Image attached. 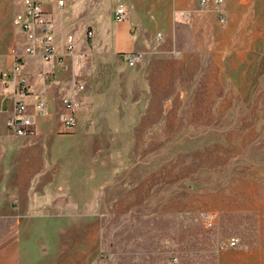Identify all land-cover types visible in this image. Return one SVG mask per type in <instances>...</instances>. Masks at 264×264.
<instances>
[{"label":"rangeland","instance_id":"374dc122","mask_svg":"<svg viewBox=\"0 0 264 264\" xmlns=\"http://www.w3.org/2000/svg\"><path fill=\"white\" fill-rule=\"evenodd\" d=\"M14 1L11 12L0 0V16L15 36ZM132 2L98 0L85 24L63 25L89 102L54 143L67 150L66 194L41 209L32 236L61 254L33 249L30 264H264V0L234 10L210 39L177 42L171 55L153 48L127 66L111 38L116 7L133 17ZM143 29L152 38L163 27L148 15ZM16 35L7 56L23 58ZM232 236L236 245L221 248Z\"/></svg>","mask_w":264,"mask_h":264},{"label":"crops","instance_id":"0c3cea01","mask_svg":"<svg viewBox=\"0 0 264 264\" xmlns=\"http://www.w3.org/2000/svg\"><path fill=\"white\" fill-rule=\"evenodd\" d=\"M255 1L223 0L221 10L225 18L231 21L234 10L243 12L245 7L252 6ZM64 2V6L59 7L55 6L53 0L44 1V8L49 13L53 14L55 7L58 9L57 15L53 17L57 48L55 61L43 62L38 57H29L24 53L22 56V75L27 77L29 84V92L24 101L27 113L33 118L34 131L31 135L16 136L7 127V120L14 113V92L18 80L13 78L7 86L0 82V264H30L33 249L36 255L47 258H57L61 254V248L59 253L56 251L58 249L56 243L48 248L43 239L36 238L33 244L32 236L38 227L41 228L43 218L40 214L41 209L43 207L48 209L47 202L57 205L61 199L58 196L66 194L64 193L66 180L62 181L61 177L70 165L65 163L67 150L63 147L57 148L54 143L59 139H68L66 133L62 131L59 112L62 98L70 93L72 73L77 72L74 71L75 66L71 67L70 59L64 55L63 25L68 26L69 22L85 24L89 9L98 8V0ZM14 4V0H3V9L9 5L12 12ZM131 6L135 14L133 17L132 14L127 17L124 15L121 21H116L113 13L115 23V34L113 39L111 38L113 51L123 56L135 51L147 52L146 56H151L148 51L153 48L171 55L174 54L172 47L176 49L177 42L180 44L184 40L193 41L201 36L203 39H210L217 28L222 30L221 24L225 22L218 19L219 24L215 20L214 13L217 15L218 13L211 4L208 9L201 10L199 0H133ZM20 10L21 0H17V9L8 17V25L12 29L14 27L16 33L21 35L23 50L24 35L14 25V18ZM2 12L0 41H4V46L7 47L6 49L4 46L0 47V70H8L12 66L13 58L7 56V50L18 41L16 33L15 36L13 33L9 34L1 26L5 16L3 10ZM184 13L187 15L186 19L183 17ZM148 15L160 22L163 27L155 31L152 38L143 29ZM131 24H135V27H130ZM150 32L153 35L154 30ZM158 32L162 34L159 40L156 37ZM22 50L18 51L22 53ZM144 57L145 53L143 59ZM62 58L64 62L59 63ZM77 78L81 80L78 73ZM84 92L85 89L80 94L81 106L77 112V122L83 116V108L89 102ZM38 100L45 103V111L42 113L35 110ZM66 191L69 194V189ZM76 226L75 232L78 233V224ZM36 264H42L41 260Z\"/></svg>","mask_w":264,"mask_h":264},{"label":"built area","instance_id":"2783aa9c","mask_svg":"<svg viewBox=\"0 0 264 264\" xmlns=\"http://www.w3.org/2000/svg\"><path fill=\"white\" fill-rule=\"evenodd\" d=\"M45 0H21V10L14 18V25L23 33L25 38L24 54L29 57H38L43 62H53L57 57V48L55 44V27L53 19L49 12L44 8ZM223 0H199V8L206 10L210 4L218 13L219 20L225 21V15L221 10ZM64 0H57V5L63 7ZM125 15L124 7L119 4L114 11V19L121 21ZM184 19L187 15L183 14ZM88 36L93 35V31L87 32ZM157 39H161L162 34H156ZM65 56L70 59V65L73 68L79 62V55L76 53V39L74 34L67 33L63 41ZM13 63L10 69L0 71V82L7 86L13 78L18 80L14 92V113L7 120V127L16 136H27L33 133V118L27 113L24 97L29 92L27 77L22 75V58L16 52H13ZM144 53L135 51L125 54L124 61L127 66H134L141 62ZM63 63V58L58 61ZM85 89L84 83L77 78V73H72L70 81V93L61 100V110L59 112V121L62 131L72 132L77 126V112L81 106L80 94ZM35 110L39 113L45 111V103L38 100L35 104ZM215 215L213 212L203 214V220L210 225ZM237 237H230L221 241L220 247L235 246Z\"/></svg>","mask_w":264,"mask_h":264}]
</instances>
